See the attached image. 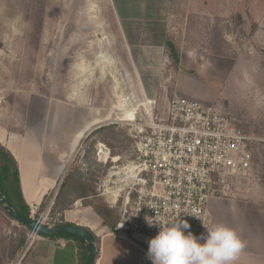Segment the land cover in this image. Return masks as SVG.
Masks as SVG:
<instances>
[{
  "label": "rangeland",
  "instance_id": "obj_1",
  "mask_svg": "<svg viewBox=\"0 0 264 264\" xmlns=\"http://www.w3.org/2000/svg\"><path fill=\"white\" fill-rule=\"evenodd\" d=\"M236 16L241 17L240 24L235 22ZM74 34L79 40L76 50L82 51L84 61L89 59L90 41L103 40L93 46L95 54L103 52L99 55L103 78L99 72L95 85L94 80L82 76L83 105L93 99L99 118L85 127L82 124V131L89 125L97 129L76 156L71 166L74 172L57 189L59 197L51 206V215L56 216L53 208L75 209L78 183L94 186L98 207L113 208L120 221L122 201L129 189L115 176H108L118 172L113 168L133 158L134 132L120 120L119 100L130 93L129 100L136 105L144 99L141 92L133 93L140 84L131 66L126 65V74L121 70L126 61L111 0H0V108L10 107L15 117L27 121L32 132L52 129L73 134L79 127L73 123L72 109L59 106L57 84L63 68L62 47ZM170 34L183 51L187 73H196L201 79L186 85L184 74L172 68L171 60L162 75L143 77L147 92L158 97L154 115L165 113L167 101L187 92L193 100L236 115L249 125L247 131L264 135V0H174ZM142 109L138 106L135 111L142 113ZM82 113L84 119L88 109L82 108ZM116 157H121L117 164L112 162ZM257 162L259 180L264 183V154ZM107 193L118 196L116 206L108 201ZM50 202L40 211L48 209ZM1 216L5 221L0 224V264H15L22 250L17 245L29 229L7 218L0 208Z\"/></svg>",
  "mask_w": 264,
  "mask_h": 264
},
{
  "label": "crops",
  "instance_id": "obj_2",
  "mask_svg": "<svg viewBox=\"0 0 264 264\" xmlns=\"http://www.w3.org/2000/svg\"><path fill=\"white\" fill-rule=\"evenodd\" d=\"M173 1L111 0L121 34L123 58L126 61L121 63V70L126 74L128 69L126 65L129 69L131 66L132 73L140 84L139 90L133 93L136 95L141 92V100L146 97L156 100L158 105L157 95L147 92L143 77L163 74L164 67L170 62L167 46L169 41L176 46L180 55L178 67L172 68L184 74L185 84L194 79L196 81L201 79L195 76L196 73L190 75L187 73V69L184 68L183 51L170 37ZM66 40L62 47L63 56L61 61L59 60L63 67L58 73L57 90L60 93L61 104L59 106L64 110L72 109L73 123L78 124L79 128L74 130L73 134L52 129L32 132L27 129V121L15 117L10 107L0 108V145L12 155L17 164L23 198L29 207L31 205L41 207L47 201H51L52 205L57 204L59 197L57 189L65 185L76 156L84 142L97 129V126L89 125L82 131L83 126L93 124L99 118L93 99H90L88 105H83L82 76L88 77L90 82L94 80L95 85L97 84V75L103 70L99 55L103 52L95 54L93 46L102 43L103 40L90 41L87 61L82 58V51L76 50L79 41L76 35H70ZM104 51L110 55L108 50ZM86 62L89 71L86 69ZM100 75L103 78L102 72ZM186 93L181 97L189 98ZM142 102L140 101V104ZM168 104L169 101L165 105L168 107ZM82 108L88 109L84 119ZM247 126L249 125L246 123V129ZM73 205L75 209L71 211L56 210V216L61 217L64 223L86 228L96 235L99 240L96 264H152L147 257L149 248L147 243L134 238L133 240L130 234H115V230L105 226L93 207L88 206L83 199L75 197ZM207 211L208 228L217 224L227 225L234 228L245 242V247L235 264H264V183L259 180L257 168L252 178L245 180L234 195L211 198L207 204ZM4 221V217L1 216L0 224ZM82 249L83 245L72 238L41 236L20 264H80Z\"/></svg>",
  "mask_w": 264,
  "mask_h": 264
},
{
  "label": "built area",
  "instance_id": "obj_3",
  "mask_svg": "<svg viewBox=\"0 0 264 264\" xmlns=\"http://www.w3.org/2000/svg\"><path fill=\"white\" fill-rule=\"evenodd\" d=\"M129 96H123L122 108ZM140 107L142 113L125 108L123 118L130 121H121L134 132L133 158L108 176H115L129 189L114 232L155 238L160 228L148 225L145 216H149L165 225L177 218L186 220L191 225L186 234L191 231L199 236L208 225L209 200L234 195L252 178L264 154V135L247 131L243 120L215 105L186 97L175 96L162 114L154 115L156 100L145 97ZM120 160L116 157L112 162ZM107 195L116 206L118 196ZM51 206L42 212L31 205L30 218L40 225H61L60 217L51 215ZM40 237L37 230H29L15 264Z\"/></svg>",
  "mask_w": 264,
  "mask_h": 264
},
{
  "label": "clouds",
  "instance_id": "obj_4",
  "mask_svg": "<svg viewBox=\"0 0 264 264\" xmlns=\"http://www.w3.org/2000/svg\"><path fill=\"white\" fill-rule=\"evenodd\" d=\"M145 220L150 227L160 228L149 241L147 257L152 264H235L245 247L237 231L224 224L204 225L206 232L197 236L191 231L186 234L191 228L186 220L177 218L167 225L149 216Z\"/></svg>",
  "mask_w": 264,
  "mask_h": 264
},
{
  "label": "trees",
  "instance_id": "obj_5",
  "mask_svg": "<svg viewBox=\"0 0 264 264\" xmlns=\"http://www.w3.org/2000/svg\"><path fill=\"white\" fill-rule=\"evenodd\" d=\"M167 46L169 48L170 60L172 61L174 68H177L179 65V58H180L179 51H177L176 46L170 41L167 43ZM73 172H74V169L70 168L68 174H71ZM0 182L2 184V188H3V192H4L5 196L8 198L10 203L13 205L14 209L17 212H19L21 215L29 218L30 217V208L26 204V202L23 198V194H22V190H21L20 177H19V170H18L17 164H16L14 158L12 157V155L1 145H0ZM75 192H76V197L83 199L85 202L87 200L95 199L94 203L93 202H90V203L86 202V204L88 206L93 207L95 212L103 220V224L105 226H108L111 230H115V228L118 224V221H119L120 214L118 212L114 211V209L111 207L106 206V208L104 207L103 210H101V208L98 207L97 198L99 195H98L97 189L94 186L82 185V184L77 183L75 186ZM43 206H45V202L41 205V207H43ZM0 208L2 209V211L4 212V214L8 218L13 220L1 205H0ZM55 211H56V209L53 208V212H55ZM61 225H72V224L62 223ZM58 236H65V237L74 239L73 237L65 235V234H60ZM130 236L133 239L132 235H130ZM94 237L97 241V256H98V254H99V240L96 237V235H94ZM25 239H26V237L20 241L21 243L19 245H17V249H20V248L22 249L24 242H25ZM76 241H78V240H76ZM78 242L81 243V245H83V249L80 252V262H81L80 264H87V260H88L87 244L82 242V241H78Z\"/></svg>",
  "mask_w": 264,
  "mask_h": 264
},
{
  "label": "water",
  "instance_id": "obj_6",
  "mask_svg": "<svg viewBox=\"0 0 264 264\" xmlns=\"http://www.w3.org/2000/svg\"><path fill=\"white\" fill-rule=\"evenodd\" d=\"M235 21L236 23H241L242 19L240 16H236ZM262 179L264 180V175ZM0 205L4 208V210L13 220L17 221L19 224L28 228L29 230H37L41 236L56 237L60 234H65L73 237L78 241H82L86 243L88 247L87 264H96L97 241L90 230L86 228L78 227L76 225H59V226L49 227L46 225L38 224L30 217L27 218L21 215L19 212H17L14 209L13 205L5 196L1 182H0ZM132 236L135 240L139 242L147 243L148 245H149V241L152 239L151 237L141 234H134Z\"/></svg>",
  "mask_w": 264,
  "mask_h": 264
},
{
  "label": "bare ground",
  "instance_id": "obj_7",
  "mask_svg": "<svg viewBox=\"0 0 264 264\" xmlns=\"http://www.w3.org/2000/svg\"><path fill=\"white\" fill-rule=\"evenodd\" d=\"M108 60V59H107ZM128 102H126L125 106L121 109H118L119 113L118 115H121L122 118H120L121 121H130V120H127L125 118H123V116H125L127 113L125 110H130V111H135L138 109V106H141V104H135L136 102H132L131 100H127ZM126 108V109H125ZM125 109V110H124Z\"/></svg>",
  "mask_w": 264,
  "mask_h": 264
}]
</instances>
